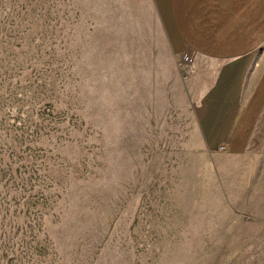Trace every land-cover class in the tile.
<instances>
[{"label":"rangeland","instance_id":"1","mask_svg":"<svg viewBox=\"0 0 264 264\" xmlns=\"http://www.w3.org/2000/svg\"><path fill=\"white\" fill-rule=\"evenodd\" d=\"M139 3L0 0V264H264V144L205 147Z\"/></svg>","mask_w":264,"mask_h":264},{"label":"crops","instance_id":"2","mask_svg":"<svg viewBox=\"0 0 264 264\" xmlns=\"http://www.w3.org/2000/svg\"><path fill=\"white\" fill-rule=\"evenodd\" d=\"M144 1L151 19L138 14L136 46L166 48L175 63L191 55L193 114L205 147L257 155L264 144V0H140L135 8Z\"/></svg>","mask_w":264,"mask_h":264},{"label":"built area","instance_id":"3","mask_svg":"<svg viewBox=\"0 0 264 264\" xmlns=\"http://www.w3.org/2000/svg\"><path fill=\"white\" fill-rule=\"evenodd\" d=\"M182 59H183L184 62L190 63V61H191V55L184 54L183 57H182Z\"/></svg>","mask_w":264,"mask_h":264}]
</instances>
